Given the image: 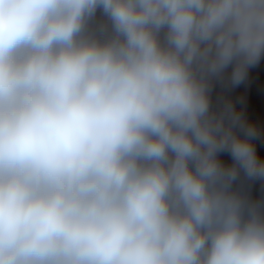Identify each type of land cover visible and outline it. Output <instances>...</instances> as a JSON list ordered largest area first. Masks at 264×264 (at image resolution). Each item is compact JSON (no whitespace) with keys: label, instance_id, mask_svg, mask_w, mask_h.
<instances>
[{"label":"clouds","instance_id":"obj_1","mask_svg":"<svg viewBox=\"0 0 264 264\" xmlns=\"http://www.w3.org/2000/svg\"><path fill=\"white\" fill-rule=\"evenodd\" d=\"M262 60L264 0H0V264H264Z\"/></svg>","mask_w":264,"mask_h":264},{"label":"crops","instance_id":"obj_2","mask_svg":"<svg viewBox=\"0 0 264 264\" xmlns=\"http://www.w3.org/2000/svg\"><path fill=\"white\" fill-rule=\"evenodd\" d=\"M100 17L98 16L97 22ZM234 96L243 100L244 106L250 108L253 114H259L264 111V60L249 70L248 79L237 86L232 93ZM226 159L228 157H225ZM247 187L251 185V191L254 196H264V182L259 180L249 182L243 181Z\"/></svg>","mask_w":264,"mask_h":264}]
</instances>
